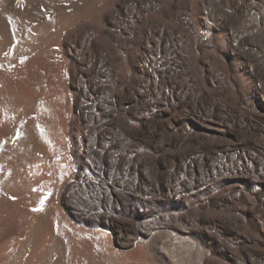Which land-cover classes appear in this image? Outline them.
<instances>
[{"label":"bare ground","instance_id":"1","mask_svg":"<svg viewBox=\"0 0 264 264\" xmlns=\"http://www.w3.org/2000/svg\"><path fill=\"white\" fill-rule=\"evenodd\" d=\"M0 264H264V0H0Z\"/></svg>","mask_w":264,"mask_h":264},{"label":"rangeland","instance_id":"2","mask_svg":"<svg viewBox=\"0 0 264 264\" xmlns=\"http://www.w3.org/2000/svg\"><path fill=\"white\" fill-rule=\"evenodd\" d=\"M67 138H68V137H67ZM67 143H68V144H67ZM64 145H66V147H63V154H65L64 156L72 158V153H73V152H72V149H71V143H70L69 138L66 139ZM66 151H67V152H66ZM68 152H70V153H68ZM66 154H67V155H66Z\"/></svg>","mask_w":264,"mask_h":264},{"label":"snow or ice","instance_id":"3","mask_svg":"<svg viewBox=\"0 0 264 264\" xmlns=\"http://www.w3.org/2000/svg\"><path fill=\"white\" fill-rule=\"evenodd\" d=\"M39 210H42V209H39V208L38 209H34V211H39Z\"/></svg>","mask_w":264,"mask_h":264}]
</instances>
